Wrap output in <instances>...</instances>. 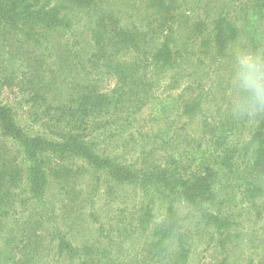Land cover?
I'll use <instances>...</instances> for the list:
<instances>
[{
  "label": "trees",
  "instance_id": "obj_1",
  "mask_svg": "<svg viewBox=\"0 0 264 264\" xmlns=\"http://www.w3.org/2000/svg\"><path fill=\"white\" fill-rule=\"evenodd\" d=\"M196 1L124 0L122 9L112 0H0V44L26 58L32 88L44 91L30 126L0 103V264H41L52 250L111 264L134 229L145 235L142 263L193 264L182 206L222 251L215 264H237L230 250L243 246L235 234L250 217L226 203L238 204V185L248 199L241 211L264 206V118H233L227 79L212 81L202 62L218 63L227 78L234 43L264 42V0ZM49 44L52 72L38 52ZM103 79L114 81L106 93ZM83 169L140 195L135 228L120 230L117 248L77 246L60 227L48 237L40 228L53 183ZM250 245L246 262L264 264V237Z\"/></svg>",
  "mask_w": 264,
  "mask_h": 264
},
{
  "label": "rangeland",
  "instance_id": "obj_2",
  "mask_svg": "<svg viewBox=\"0 0 264 264\" xmlns=\"http://www.w3.org/2000/svg\"><path fill=\"white\" fill-rule=\"evenodd\" d=\"M112 1L113 3L111 4L116 8L117 3L121 5L122 9L125 8L124 0ZM133 1H136L139 6L142 0ZM196 3L197 1L194 0L192 5L195 6ZM133 11H136V9H133ZM38 52L45 57L44 67L46 71H54L56 64L52 45L49 44L45 50ZM41 60L43 61V59ZM202 63H204L202 66L205 67L206 73H211L212 81L217 82L227 79L224 76V70L218 67V63H213L210 60ZM30 68V63L19 52L13 51L12 47H5V44H0V103L10 102L21 116L20 121L22 124H28V126H30L29 122H31L27 117L29 113L40 114L42 112L43 107H41L40 101L44 95V91H36L32 88L31 80L28 76ZM67 77L69 78V76ZM99 84H101V90L106 93L114 86V81L103 79L99 80ZM212 101H210L211 106ZM48 104V101L43 102V106ZM31 127L43 129L39 122H36ZM63 165L69 169H76L78 166L76 163L69 164L67 162H64ZM78 167L82 168V166ZM75 172L79 173L78 170H75ZM90 173L92 176H90ZM68 176L74 179L63 184L53 183L48 193L47 204L42 206V210L45 208L48 213L44 226L41 225L40 227L42 230L43 228L46 229V237L54 234L56 228L60 227L64 233L68 234V239L77 246L84 244L97 245V247L105 250L109 243L114 244L117 248V244L121 240L120 230L127 229L129 231L131 228H135L130 224L133 223L132 217L138 210L137 205L140 201V195H137L132 188L117 190L116 187L114 188L113 185H110L111 179L107 175L98 172H88L83 169L79 176L72 173ZM238 177L242 178L243 176ZM240 185L244 186V183ZM223 186L226 188L227 184ZM242 188L237 185L234 190L238 198L236 200L238 204L235 205L234 201H228L226 204H232L235 212L240 211L238 213L242 216L247 213L250 218L245 219L242 224L238 225L239 231L235 234L236 239L243 240L241 243L243 246L238 248L232 246L230 252L232 253V259L236 260L237 264H251L250 261L246 262V255L251 256L254 252V248L250 247L252 245H250V242H255L258 245L261 238L264 237V206L259 204V213H256L253 208L247 212L245 210L241 211L240 206L242 204L239 202L244 204V200H248H243V198L247 197L242 194L244 190ZM238 192H241V195ZM236 206L238 207L236 208ZM24 214L25 216L28 215V213ZM179 215L186 228L190 230V235L193 239L191 252L193 264H215L217 260L223 258L220 248H217L214 243L212 247L209 246L208 242L211 236L206 233L208 230L201 232L203 227H197L193 224L197 218L192 214L190 208L182 206ZM250 237L252 240H250ZM126 241L127 243L120 247L119 254L114 253L110 256L111 264H117V256L122 264H139L143 262L142 249L145 243L143 230L134 229V232L130 234ZM208 247H210L209 250H207ZM59 258L56 250H52L44 259H40V262L41 264H79L71 258L64 259L61 257L60 260ZM92 259L97 260L94 261V264H107L101 255L94 256Z\"/></svg>",
  "mask_w": 264,
  "mask_h": 264
},
{
  "label": "clouds",
  "instance_id": "obj_3",
  "mask_svg": "<svg viewBox=\"0 0 264 264\" xmlns=\"http://www.w3.org/2000/svg\"><path fill=\"white\" fill-rule=\"evenodd\" d=\"M228 112L240 121L264 118V42L229 49Z\"/></svg>",
  "mask_w": 264,
  "mask_h": 264
}]
</instances>
